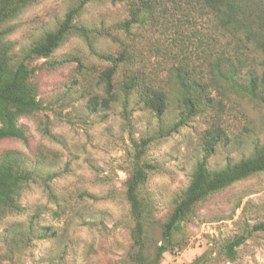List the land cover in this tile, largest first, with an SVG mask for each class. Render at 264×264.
Returning <instances> with one entry per match:
<instances>
[{
    "label": "rangeland",
    "instance_id": "rangeland-1",
    "mask_svg": "<svg viewBox=\"0 0 264 264\" xmlns=\"http://www.w3.org/2000/svg\"><path fill=\"white\" fill-rule=\"evenodd\" d=\"M134 1L143 0H86L71 32L45 59L28 58L30 49L80 0H34L2 25L8 66L27 65L39 110L18 119L23 140L0 141V164L9 161L30 174L17 210L0 215V264H131L133 221L125 183L136 165L146 166L138 190L146 251L169 244L158 264H264V231L251 230L264 221V172L210 195L171 237L163 236L171 210L204 158L202 142L210 128L219 126L226 134L206 157L211 172L264 145V106L244 96L243 86L229 87L225 80L235 74L246 85L253 70L260 72L257 60L245 48L236 54L224 35L213 33L210 16L192 12L195 21L180 28L182 10L174 12L169 3L173 16L154 20L139 11L140 23L125 33ZM194 23L214 46L204 54L192 44ZM120 42L135 45L140 61L134 68L146 64L152 85L167 93L162 114L146 108L137 92L120 95L107 110L88 104L103 96L99 76ZM213 66L223 77L217 79L221 86L209 87V98L189 117L179 102L175 70L209 83ZM122 77L114 76L116 88ZM242 234L248 236L230 261L223 248Z\"/></svg>",
    "mask_w": 264,
    "mask_h": 264
},
{
    "label": "trees",
    "instance_id": "trees-1",
    "mask_svg": "<svg viewBox=\"0 0 264 264\" xmlns=\"http://www.w3.org/2000/svg\"><path fill=\"white\" fill-rule=\"evenodd\" d=\"M34 0H0V38L6 34L2 25L24 6ZM86 0L80 2L69 10L58 28L46 34V36L34 43L30 49L28 58L45 59L58 47L61 41L71 32L73 20L82 10ZM168 3L174 12L181 11L180 28L185 24L195 21L196 16L192 12H198V18L210 16L209 27L213 33L224 35L227 46H232L238 54L242 48L250 50L257 60L259 74L253 70L249 82L244 85L234 79V68L231 75L225 76L230 86L242 88V93L249 99L252 97L264 106V0H143L142 4L135 1L130 5L128 18L123 22V31L130 32L134 24L138 22L140 12L149 15L154 20H166V15L173 16L169 12ZM183 7V9H182ZM260 10V11H259ZM168 18L167 24H169ZM142 22V21H141ZM178 25V24H177ZM191 35L195 39L192 43L204 54L207 49H213L211 39H204L201 29L196 23L191 24ZM227 35V36H226ZM230 37L234 40L231 45ZM229 39V41H228ZM120 50L112 56L110 66L99 76V82L103 88V96H94L88 104L92 109L107 110L116 103L120 95L127 96L131 92H137L140 102L157 115L162 114L168 106V96L159 84L153 86L150 71L146 64L140 62L139 68H134L140 61L136 53L135 45H127L120 42ZM207 48V49H206ZM7 50L1 46L0 40V141L5 139L23 140L22 130L17 126L21 117L33 115L39 110V102L36 99L35 86L29 81L30 71L27 65L21 63L18 67L10 68L7 63ZM211 54V53H210ZM239 56V55H238ZM238 56L235 57L239 62ZM143 61V60H142ZM233 67V65H232ZM146 70V72H145ZM122 74L119 88L114 85V76ZM218 73V71H216ZM191 78L186 74L181 75L180 70H175V85L180 91L179 102L184 112L189 117L198 114L200 106L209 98V87H218L222 75L213 73L209 76V83L203 82V76L195 77L191 72ZM147 76V77H146ZM219 79L220 81H218ZM154 82V81H153ZM222 82V81H221ZM227 85V84H226ZM228 86V85H227ZM212 87V88H213ZM225 132L219 126L210 128L202 142L204 158L197 163L190 183L176 205L171 210L167 222L163 226V236L166 238L177 231L181 224L191 215L194 208L207 199L210 195L218 193L230 185L244 180L247 177L264 172V145L256 147L253 154L234 164H229L218 171H209L206 167V157L213 153L215 147L224 142ZM146 166H144L145 168ZM143 166H134L125 183V197L130 206V217L133 227L130 232L133 253L130 254L131 264H158L162 254L167 250V245L157 246L153 253L146 251V235L143 223V208L138 198L139 187L146 179ZM30 174L14 166L9 161L0 164V215L17 210L16 199L18 198L24 183L28 182ZM252 231H264V221L252 226ZM247 234L235 236L225 244L223 253L230 261L236 256L235 248L241 246L247 238Z\"/></svg>",
    "mask_w": 264,
    "mask_h": 264
}]
</instances>
